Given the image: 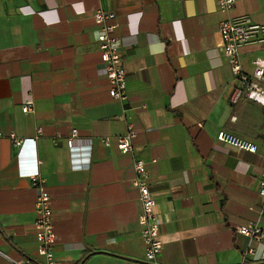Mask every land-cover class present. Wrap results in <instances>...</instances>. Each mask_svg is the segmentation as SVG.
Masks as SVG:
<instances>
[{
  "label": "crops",
  "instance_id": "crops-1",
  "mask_svg": "<svg viewBox=\"0 0 264 264\" xmlns=\"http://www.w3.org/2000/svg\"><path fill=\"white\" fill-rule=\"evenodd\" d=\"M99 7L119 24L126 101L110 97L103 77ZM239 16L264 25V0H235L227 12L214 0H0V264L43 260L34 171L52 196L56 264H148L134 157L146 163L160 219L159 264H264V238L234 230L264 210V106L230 101L219 32L220 21ZM239 54L250 72L264 42ZM129 127L132 149L121 153L117 139ZM220 130L256 152L217 141Z\"/></svg>",
  "mask_w": 264,
  "mask_h": 264
},
{
  "label": "built area",
  "instance_id": "built-area-1",
  "mask_svg": "<svg viewBox=\"0 0 264 264\" xmlns=\"http://www.w3.org/2000/svg\"><path fill=\"white\" fill-rule=\"evenodd\" d=\"M218 9L223 12L230 11L235 6V0H214ZM94 22L99 27L96 40L100 52V60L103 68V77L107 80L108 93L112 99L126 101L128 92L126 87V69L124 66L123 45L116 21V15L110 10L97 8L93 13ZM219 32L223 41V54L227 59L230 71L233 76L234 86L230 95V101L237 103L244 99L264 106V56H257L250 60L251 71L247 72L242 68L239 48L245 44L264 42V25L252 21L249 16L229 17L219 23ZM31 102L27 101L22 106V111H31ZM40 134V128L37 129ZM72 135L67 141L69 148L73 147L76 129L71 131ZM135 131L129 127L125 135L117 139V148L121 153H129L132 149L131 139ZM4 133L0 131V137ZM15 147L23 144V139L16 136L13 131L7 134ZM216 140L238 149L255 153L257 146L246 139L220 130L216 134ZM103 143L109 145L110 139L104 138ZM134 178L133 184L138 191L140 204L139 222L141 225V239L144 245V256L148 264H159L158 255L162 250L160 239V219L154 210L155 200L149 188L148 170L143 159H133ZM32 187L36 192L35 211L36 219L33 221V228L37 238V251L42 257L38 263L27 257H20L14 264H56L54 255V224L52 220V196L44 185V180L38 171L29 174ZM258 194L264 199V170H262L258 181ZM264 210L258 213L257 219L253 222L238 225L235 232L252 240L260 241L264 238V230L259 225ZM248 249L245 253H251ZM238 264H244L240 262Z\"/></svg>",
  "mask_w": 264,
  "mask_h": 264
}]
</instances>
